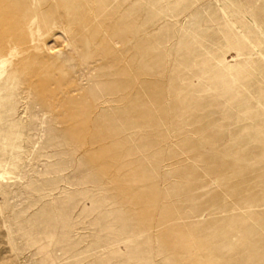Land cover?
Wrapping results in <instances>:
<instances>
[{"label":"rangeland","instance_id":"1","mask_svg":"<svg viewBox=\"0 0 264 264\" xmlns=\"http://www.w3.org/2000/svg\"><path fill=\"white\" fill-rule=\"evenodd\" d=\"M0 264H264V0H0Z\"/></svg>","mask_w":264,"mask_h":264}]
</instances>
